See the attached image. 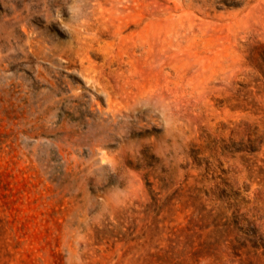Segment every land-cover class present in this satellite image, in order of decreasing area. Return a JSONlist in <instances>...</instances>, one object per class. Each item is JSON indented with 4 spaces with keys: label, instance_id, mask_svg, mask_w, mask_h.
Instances as JSON below:
<instances>
[{
    "label": "rangeland",
    "instance_id": "1",
    "mask_svg": "<svg viewBox=\"0 0 264 264\" xmlns=\"http://www.w3.org/2000/svg\"><path fill=\"white\" fill-rule=\"evenodd\" d=\"M0 264H264V0H0Z\"/></svg>",
    "mask_w": 264,
    "mask_h": 264
}]
</instances>
